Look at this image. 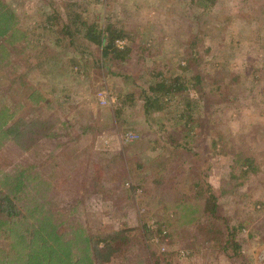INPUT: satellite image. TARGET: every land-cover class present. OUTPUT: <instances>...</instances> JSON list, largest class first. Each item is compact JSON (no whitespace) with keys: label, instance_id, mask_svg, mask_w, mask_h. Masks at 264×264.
Instances as JSON below:
<instances>
[{"label":"rangeland","instance_id":"rangeland-1","mask_svg":"<svg viewBox=\"0 0 264 264\" xmlns=\"http://www.w3.org/2000/svg\"><path fill=\"white\" fill-rule=\"evenodd\" d=\"M7 2L18 17L19 29L31 31L35 45L48 47L49 53L37 63L31 57L38 49L33 50L19 61L26 72L25 93L32 90L36 96L26 99L18 86L11 85L0 96V106L10 112L22 109L25 117H51L55 130L32 150L13 153V162L4 160L7 152L0 153V189H9L8 185L17 189L26 201L27 219L32 207L56 202L61 210L56 226L67 230L63 240L73 238L77 244H70L72 251L55 259L76 253L86 258L88 232L129 229L131 247L108 264H153L155 259L159 264H264V0H215L213 6L206 0L197 5V0ZM65 2H71L90 24L111 23L129 33V59L110 68L120 76L105 71L103 79L90 67L89 54L83 58L88 67L72 66L70 60L78 56L68 50L66 39L57 43L61 37L43 25L50 7L63 9ZM116 45L123 49L127 42ZM193 51L199 61L182 72L185 57L193 58ZM167 69L169 75L190 80L187 96H176L147 120L141 88L153 81V74ZM195 76L205 84L204 96H197L191 87ZM187 97L194 106V123H202L191 129L193 139L173 159L168 135L183 128L184 121L177 124L176 115L187 109ZM7 120L5 116L1 121ZM82 130L85 135L80 138ZM129 134L136 139L128 141ZM4 144L0 142V148L13 146ZM241 157L252 165L234 164ZM18 169L23 183L16 181ZM123 169L137 171L143 182L134 188V175L124 177ZM159 170L164 183L157 189L148 178ZM198 180L209 184L226 223L242 226L237 233L242 258H231L218 248L211 227L218 225L216 219L204 215L202 203L191 202ZM177 197L191 204L178 202L173 218L172 207L165 205ZM141 225H146V232L139 231ZM11 228L0 222V232ZM164 233L167 237L162 239ZM16 240V264H32L36 253Z\"/></svg>","mask_w":264,"mask_h":264},{"label":"trees","instance_id":"trees-1","mask_svg":"<svg viewBox=\"0 0 264 264\" xmlns=\"http://www.w3.org/2000/svg\"><path fill=\"white\" fill-rule=\"evenodd\" d=\"M200 0H197L196 4ZM208 1L207 6H213L215 0ZM71 2H65L63 9H59L55 4L52 5L51 13L45 17L43 21L44 28L50 30L52 34H58V42H63L66 39V47L78 56V59H71L72 66H78L81 69L88 67L89 61L83 60L86 54H89L91 58L90 67L98 72V75L105 77V71L111 76H120L117 72H112L111 67L125 62L129 59L131 53L132 38L129 37V33L123 28H117L113 24L104 23L102 26L88 23L82 16V13L78 10H73ZM18 17L15 15L13 7L7 0H0V96L8 93L11 85L18 86V93L26 96V99H32L36 96L31 90L29 94L25 93L26 80L23 68L20 67L19 61L23 62L25 57L27 58L28 52L37 50L34 52L33 61L40 62V56L49 53L48 47H43L40 44L35 45L33 35L31 31H24L19 29L17 25ZM29 33V34H28ZM117 41H126L127 45L123 49L116 47ZM194 47V42H191V48ZM93 48V49H92ZM145 49V48H144ZM92 50V51H91ZM148 50V49H146ZM187 55V54H186ZM192 57H185V67H180L182 72L190 71L192 69L191 64H196L199 60H196V53H191ZM93 56V57H92ZM78 60V61H77ZM112 64V65H111ZM168 69L166 71H159L152 75L153 81L148 83L146 88H141V95L143 101V114L147 120H152L154 114L165 110L167 103L172 102L176 96L186 95L189 81L182 78L181 75H169ZM195 82L191 80V87L196 92L197 96L200 94L204 96V82L201 77L195 76ZM219 83V82H218ZM218 88V87H217ZM216 88V90H218ZM199 94V95H198ZM187 96V95H186ZM198 98V97H197ZM186 101L187 109L176 115L178 118L177 124L184 121L183 128H177L178 133L168 135V141L173 146V159L178 157L177 153L182 151L184 147L193 139L191 135V129L194 126H199L202 122L193 120L194 106L189 103L192 102L188 97L184 98ZM23 104V102H22ZM5 110L4 114L3 111ZM10 108L1 105L0 106V121L4 117H8V120L4 123L0 122V142L2 145L12 144L11 148H0L1 154H8L4 156V160L8 158L13 162L12 154H23L36 147L37 142L42 139L51 138L53 131L55 130V121L51 117H44L39 119L38 116H22V109L13 110L10 112ZM122 114V110H118L114 116L118 118ZM118 125V123H116ZM193 125V127H192ZM189 126V127H188ZM82 130L80 138H83L85 134ZM177 136H182L184 141L176 140ZM78 137V141L80 140ZM54 139V138H53ZM12 142V143H11ZM213 145L216 146V141H213ZM194 155V154H193ZM243 155V154H240ZM196 156V155H195ZM3 158V157H1ZM15 158V156H14ZM171 161V159H169ZM186 163L184 161L183 165ZM247 164L251 166L252 162L247 160L234 159V164ZM239 166V167H240ZM140 169V166H138ZM252 169V167H251ZM20 173L17 177V182L23 183L24 180ZM36 172V171H35ZM243 174L246 171H242ZM241 172V173H242ZM37 173V172H36ZM123 176L134 175V181L137 184L133 185L134 188L143 182V178H139L137 171L128 169L122 170ZM33 173H29L32 175ZM41 176V174L39 173ZM163 173L159 170L151 173L148 178L153 179L157 185L156 188H162ZM203 184V186H201ZM9 189H0V222L13 225L9 231L0 232V264H16L18 258L17 254V240H22L27 244L28 248L36 253L32 256V264H53L55 262L62 264H108L110 260L115 256H123L128 248L131 247V234L133 230L122 229L114 232H100L96 235L90 234L88 231L86 244L89 243V253L86 258L78 255H72L67 259L57 261L55 258L64 256L66 253L72 251L69 247L70 244H77L76 240L71 238L69 241H65L64 236L66 229L64 227H57L56 223L59 221L58 215L61 210L55 206V201H49L44 206L35 208L32 207L27 219V212L24 209L25 199H23L17 189L8 185ZM203 187V188H202ZM133 188V189H134ZM193 199L191 202L200 203L204 206V215L211 214L218 223L217 226L212 224L214 233L217 237L218 248L225 254H230L231 258H242L240 240L238 238V232L242 230L240 224L230 226L226 218L219 214V208L216 205L217 198L212 193L209 184L203 180H198L193 184ZM182 205L191 204L185 201H179L174 199L172 202H168L165 206H171L173 218L177 217V211L174 210L177 203ZM41 203V202H40ZM32 221V222H31ZM222 221V222H219ZM26 228L24 233L20 234L22 229ZM207 228V227H206ZM205 228V230H206ZM146 232V225H141L139 231ZM150 230V229H149ZM135 231V230H134ZM142 233V232H141ZM21 237V238H20ZM167 237L166 233L162 235V239ZM220 238V239H219ZM24 240V241H23ZM35 248V249H33ZM84 262V263H82ZM161 261L158 259L153 264H159ZM163 263V262H162ZM170 264V263H168Z\"/></svg>","mask_w":264,"mask_h":264},{"label":"built area","instance_id":"built-area-1","mask_svg":"<svg viewBox=\"0 0 264 264\" xmlns=\"http://www.w3.org/2000/svg\"><path fill=\"white\" fill-rule=\"evenodd\" d=\"M117 42H120V41H117ZM101 102L103 104L104 103V100H101ZM126 138H127L128 141H131L133 139H136V136H132L131 134H129V135H126Z\"/></svg>","mask_w":264,"mask_h":264}]
</instances>
